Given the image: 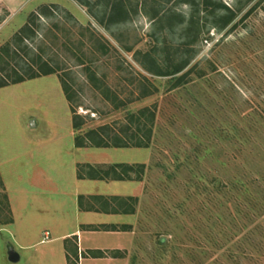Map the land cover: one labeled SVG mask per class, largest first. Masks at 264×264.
<instances>
[{
	"label": "rangeland",
	"instance_id": "1",
	"mask_svg": "<svg viewBox=\"0 0 264 264\" xmlns=\"http://www.w3.org/2000/svg\"><path fill=\"white\" fill-rule=\"evenodd\" d=\"M112 1L90 0L92 13L77 0H0L2 58L56 69L0 88V176L13 218L0 226V264H66L60 236L77 221L72 162L84 154L69 148L71 104L81 132L118 131L128 111L155 110L148 148L93 151L145 169L135 215H123L133 236L83 241L120 242L119 258L81 264H264V0H214L225 6L215 12L200 0H124L125 15L108 23ZM179 62L174 75L143 68ZM101 90L124 105L115 109Z\"/></svg>",
	"mask_w": 264,
	"mask_h": 264
},
{
	"label": "trees",
	"instance_id": "2",
	"mask_svg": "<svg viewBox=\"0 0 264 264\" xmlns=\"http://www.w3.org/2000/svg\"><path fill=\"white\" fill-rule=\"evenodd\" d=\"M79 3L91 7L90 5L95 6L97 4H91L90 0H77ZM203 8L208 9L210 6L214 7L212 12L217 11L220 8L225 7L222 3L214 0H200ZM112 10L110 15L106 17L107 22H115L120 19L126 13V4L124 0H113L111 2ZM92 10V7H91ZM94 13V10H92ZM235 12L229 10V14L225 16H220V20L223 19L222 26H225L229 23L235 16ZM35 15V14H34ZM33 15V16H34ZM95 17L96 14H94ZM105 16V15H104ZM103 21V19L101 20ZM104 22V21H103ZM24 28L28 29V23ZM9 48L7 46L2 47L0 50V61H3L4 66H0V88L8 86L10 84H16L23 82L27 79L39 77L42 75H49L56 73V69L49 66L45 63L44 67H40V70L32 68L31 65L28 69L20 67L19 69L11 66L9 61L7 62L2 58L1 53L7 54ZM185 64V63H184ZM184 64L180 63L172 65L167 68L165 71L157 70L155 68L145 67L150 73L155 75H174L180 72L183 69ZM9 69V71H8ZM11 70V71H10ZM6 72V74H3ZM90 76L94 77L90 71ZM14 76V77H13ZM187 74H182L174 78L172 86H180L184 83V78ZM95 78V77H94ZM62 81V80H61ZM95 87L101 89V84H95ZM62 89L65 94V97L69 104L71 103V95L68 93L65 84L62 82ZM102 91V90H101ZM106 98L111 101L115 109L124 105L122 100H119L116 95H112L110 90H106V93L102 91ZM110 93V94H107ZM72 112V125L75 130L74 135V144L76 147H96V148H105V147H117V148H148L150 146L152 129L154 125L155 110L151 107L144 106L136 109L135 111H128L126 114L127 124L124 127H121L118 131L114 130L110 126H99L96 128H91L81 132L83 120L78 114H76L72 104L70 105ZM145 169L144 163H112L109 165H100L95 166L91 164H79L77 167V175L79 178H91V179H114V180H141L142 175ZM131 173H135V176H132ZM0 226L11 223L13 221L11 207L8 199V195L0 176ZM129 200L135 206L137 201L136 197H130ZM131 206L130 212L134 213L135 207ZM112 229L115 230L116 226H112ZM264 239V235H262ZM66 250V261L67 264H78V250L77 246L74 245L69 247L65 243ZM115 253V252H114ZM113 253V255H114ZM90 254L94 257H103L104 253L101 251H91Z\"/></svg>",
	"mask_w": 264,
	"mask_h": 264
},
{
	"label": "crops",
	"instance_id": "3",
	"mask_svg": "<svg viewBox=\"0 0 264 264\" xmlns=\"http://www.w3.org/2000/svg\"><path fill=\"white\" fill-rule=\"evenodd\" d=\"M71 127V134L72 137H74L75 130L73 129L72 125V115ZM71 147H74V149H81L84 152L82 158L74 160L72 162L73 172L72 177L70 176V182L74 184V188L71 190V192L73 193L74 197L73 204L77 213V221L75 228L70 231H66L60 236V238L65 237V243L67 245L73 243V246H77L79 254L78 264H81L83 260L90 258H104L108 260H116L119 257L115 255H104L103 257H94L92 256V254H90V252L101 251L104 254H107L109 252L114 253L117 251H122L123 249H125V247H123L120 242L115 243V245L113 247H110L109 249H102L101 247H98L96 245H87L84 247L83 241H88L92 235H97L100 233L105 235H113L117 239L123 237L125 238V236L127 235L129 236V238L130 236H133V222L132 220H126L125 218H123V215H135L136 204L134 206L131 200H129V198L139 197L141 193V182L140 180L91 179L87 177L79 178L77 175V167L79 164H91L95 166H100L109 165L112 163H129L130 161H126V159H98L99 157L96 155L108 156V154H106V152L93 151L94 149L97 151L108 149H120L127 151L131 148L76 147L74 144V140H72V145L69 146V148ZM119 156L122 157V154ZM133 184H135V186ZM119 185H121L120 189L118 187ZM131 206L135 207L134 213L130 212ZM10 207L12 208V205ZM98 216H101V218L99 219ZM112 226H116V229L113 230ZM121 258L122 257H120V259Z\"/></svg>",
	"mask_w": 264,
	"mask_h": 264
},
{
	"label": "water",
	"instance_id": "4",
	"mask_svg": "<svg viewBox=\"0 0 264 264\" xmlns=\"http://www.w3.org/2000/svg\"><path fill=\"white\" fill-rule=\"evenodd\" d=\"M6 254L8 261L11 263H16L21 258L19 252L15 249L11 242L6 243Z\"/></svg>",
	"mask_w": 264,
	"mask_h": 264
},
{
	"label": "built area",
	"instance_id": "5",
	"mask_svg": "<svg viewBox=\"0 0 264 264\" xmlns=\"http://www.w3.org/2000/svg\"><path fill=\"white\" fill-rule=\"evenodd\" d=\"M44 237L47 238V233H45Z\"/></svg>",
	"mask_w": 264,
	"mask_h": 264
}]
</instances>
